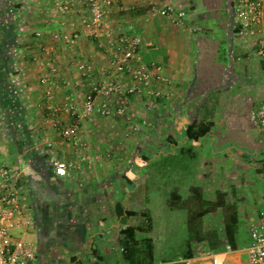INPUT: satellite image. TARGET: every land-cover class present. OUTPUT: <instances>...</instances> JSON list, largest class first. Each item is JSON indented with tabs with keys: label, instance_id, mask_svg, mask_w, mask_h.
<instances>
[{
	"label": "crops",
	"instance_id": "obj_1",
	"mask_svg": "<svg viewBox=\"0 0 264 264\" xmlns=\"http://www.w3.org/2000/svg\"><path fill=\"white\" fill-rule=\"evenodd\" d=\"M58 1H72L71 12L61 14L55 6ZM185 3L184 0H114L107 21L116 33L139 37L143 44L142 61L161 68L164 81H155L153 88L170 97L152 110L167 122L165 141L157 143V149L165 146L168 155H175L177 150L185 151L190 145L188 154L198 157L193 171L191 166L182 170L174 166L170 177L179 183L188 177V197L200 189L203 198L213 202L218 193H223L227 203L237 208L239 229L246 231L250 244V228L264 211V132L250 123L249 115L264 106V81H245L244 73L234 71V35H237L232 15L227 27L229 59H224L219 80L204 75L203 79L210 81H202L197 92L202 72L197 68V60L204 49V39L211 43L212 33L205 29L206 37L197 36L202 32L199 24L203 22H192ZM166 5L186 11L185 27L158 15L157 11ZM85 9L84 0H0V30L13 28L14 41L12 56L0 55V69H7L11 84L3 80L0 85L10 84L17 101L9 116L4 113L0 96V116L12 125L18 120L22 126H18L19 130L26 136L23 141H13L16 158L9 164L18 172V187L32 220L30 228L15 233L16 239L30 243L35 249L36 258L30 264H131L143 257L138 246L133 248L135 255L128 259L126 230L141 225V213L148 214L143 172L146 162L136 152L126 161V147L115 139L123 132L116 121L124 119L93 115L80 120L76 140H66L52 128L49 112L39 110L44 103L37 68L40 60L52 59L58 68L54 81L59 83V89L55 91L53 105L61 104L69 92L81 104L89 92V81L77 71L78 62H86L95 79L110 67L99 40L88 36L82 27V19L88 16ZM74 34L75 42L67 44V38ZM55 35L59 37L57 40ZM251 45L257 55L255 46ZM31 58L35 61L37 81ZM257 58L256 66L263 68L264 61ZM64 81L71 82L72 89L65 90ZM131 101L132 117L139 108L146 109L142 98L134 97ZM20 115L28 117L25 128L17 119ZM59 120L62 127L72 124L66 115H61ZM193 122L211 125L208 134L197 141L186 136V128ZM144 145L142 141L135 147ZM192 148L197 149L195 153ZM53 158L72 163L76 168L69 169L66 176H57L50 163ZM169 190L179 192L176 188ZM213 224L220 227L222 222L211 217L206 228L211 229ZM153 231L152 223L149 232L156 234ZM152 234L145 238L153 244L149 264H155ZM166 234L164 238L171 236ZM155 238L159 239V235ZM247 248L232 249L226 254L224 264H249ZM200 249H196L194 258L179 263L210 264L199 257L210 251L198 252ZM169 263L174 262L159 264Z\"/></svg>",
	"mask_w": 264,
	"mask_h": 264
},
{
	"label": "built area",
	"instance_id": "obj_2",
	"mask_svg": "<svg viewBox=\"0 0 264 264\" xmlns=\"http://www.w3.org/2000/svg\"><path fill=\"white\" fill-rule=\"evenodd\" d=\"M114 0H84L88 16L81 21L88 36L99 40L100 47L109 59V69L102 72L97 79L92 78V68L83 61L77 63V71L81 77L89 81V92L80 104L76 96L69 92L63 102L53 105L55 91L59 83L54 81L58 68L52 59L40 60L37 68L40 71L39 83L44 89V103L39 110H47L51 118V126L66 140H76L79 122L93 115H100L110 120L128 119L132 98L140 97L147 111H152L170 95L153 88L155 81H164L161 68L142 61L140 50L142 40L128 33H116L108 24L107 16ZM233 12V29L239 38H253L257 56L264 61V0H231ZM58 11L66 15L71 12L72 1L55 3ZM159 16L169 19L177 26H186V11L174 5H166L157 11ZM59 37L54 36L57 40ZM77 36L67 38V44L72 45ZM102 40V42H101ZM251 44V42H249ZM65 90L72 89L71 82L64 81ZM66 115L72 124L62 127L59 117ZM250 123L264 132V106L250 112ZM136 131L139 128H135ZM55 175L66 176L69 169H75L72 163L50 159ZM18 172L10 166L0 167V264H30L36 258L34 247L22 240L16 239L15 233L30 228L32 220L28 215V207L18 187ZM250 244L247 248L249 264H264V211L258 222L251 226ZM227 245L217 253L205 252L200 258L210 264H224L226 254L231 252Z\"/></svg>",
	"mask_w": 264,
	"mask_h": 264
},
{
	"label": "rangeland",
	"instance_id": "obj_3",
	"mask_svg": "<svg viewBox=\"0 0 264 264\" xmlns=\"http://www.w3.org/2000/svg\"><path fill=\"white\" fill-rule=\"evenodd\" d=\"M184 2H186L185 4L189 9L192 22L195 24L198 21L203 22L199 24L202 32L198 33L197 36L206 37L205 29L210 30L212 33L211 43L206 38L204 39V49L201 50V54L197 60V68L202 71L198 79L199 84L196 86V91L198 92L202 88V81H210L208 78L203 79V76H211L212 80H214V77L216 80H219L220 70L225 65V60L229 59L227 27L229 26V18L233 15V12L230 0H184ZM253 41V38L247 40L234 35V71L238 74L244 73L243 79L245 81H264V69L261 66H256L259 65V60L253 51V46L249 43H253ZM210 56L212 57L211 59ZM31 62L33 63H30L33 77L37 81L33 58H31ZM207 65L208 69L205 68ZM238 76L241 77V75ZM18 109L16 108V111ZM145 110L139 108L134 112L133 117L116 121L117 124L121 125L123 132L121 131L122 133L115 136V139H118L125 145L124 156L126 157V161L132 158L134 152H136L138 157L148 159L145 161L146 167L143 168V172L146 181L144 189L147 197V211L152 219L153 233L156 232V234L149 232L150 235L152 234L154 240L153 262L155 264L161 262L179 263L185 251V241L189 234L188 220L190 213L189 208L183 205H169L173 193V191L170 193L169 188H176L179 191L178 194L186 202L188 199V183H186L188 182V177L186 176L179 183L175 177H170L169 172L174 166L181 168V170L185 167L190 169L191 166L193 171L195 165L198 164V157L188 154L187 150L191 148L190 145L187 146L185 151L183 149L177 150L175 155H168L165 146L158 147L157 149V143L165 141L167 122L165 118L157 117V112L152 113V111L146 112ZM3 119L0 116V128L3 129L0 130V167L10 166L9 163L15 160L16 154L13 141H23L26 139L25 134L19 130L22 126L18 125V120L12 126H9L10 124L6 122L7 120ZM17 119H20L23 128H25L28 117L25 118L20 115V117L17 116ZM135 128H139V130L136 131ZM142 141H144L145 145L137 149L135 145ZM192 149H194L193 153L197 150L195 148ZM156 152H160V154L155 155ZM149 233L137 234V241L150 237ZM166 233L171 234V236L164 238L167 235ZM157 235H159V239L155 238ZM139 244L141 245V242ZM237 246L240 250L249 246L245 230L239 229ZM144 250H147L145 246ZM204 250L201 247L198 252H203ZM148 260L145 259V263H150Z\"/></svg>",
	"mask_w": 264,
	"mask_h": 264
},
{
	"label": "trees",
	"instance_id": "obj_4",
	"mask_svg": "<svg viewBox=\"0 0 264 264\" xmlns=\"http://www.w3.org/2000/svg\"><path fill=\"white\" fill-rule=\"evenodd\" d=\"M14 8L17 9L18 7L15 6ZM10 26L12 27L14 26V24H11ZM12 29L13 28L0 30V55L7 54L5 58L6 57L8 58L9 56L11 57L13 54L14 48L12 46L14 45V41H13ZM234 33H236L235 30ZM6 72H7L6 68L3 67L2 69H0V81L4 80V82L7 81L9 82ZM10 84L7 83L4 86L0 85L2 92V94L0 93L1 94L0 96L3 102L2 106L4 108V113H6L9 116H11V113L12 111H14V108L16 107L17 104V101L13 94V89L11 88ZM9 126H12V124H10ZM210 128L211 125L208 123L198 124L197 122H193L192 124L187 126L186 136L189 140L197 141L201 137L208 134ZM15 142H17V140ZM147 160H148L147 158H144V161ZM169 205L170 206L183 205L189 208V213H190V218L188 220L189 234L187 235V239L185 241V246H184L185 251L183 253L181 260L187 261L194 258L196 256V249L198 247L199 248L202 247V249L208 250L212 253H217L219 251H222L225 245L231 246L233 250L237 249L238 247L237 241L239 234V214L235 205H231L227 203L225 195L223 193H218L215 201L211 202L203 198L200 189H195L193 195L188 197L187 201L185 202L183 201L182 196H180L177 192L174 191L172 193V200L169 202ZM140 216L143 218V222L141 223V225L137 227L128 228L126 230V237L128 242L127 243L128 259L129 256L133 257V255H135L136 251L133 248L138 246H140L138 247V249L139 250L141 249L140 250L142 251L141 256H143L141 257L142 260H137L136 262H133L131 264H147L145 263L146 262L145 259H150V257H152V252H153V245L151 239H143L141 241H136L137 234L139 233L147 234L152 228V220L149 217V214L141 213ZM211 217L212 218L217 217L219 220H221L222 222L221 226L218 227L217 225L213 224L211 229H207L206 226L207 223H209ZM139 242H141L142 246L139 244ZM144 246L147 249L146 251L144 250ZM140 251L139 253H141ZM169 264H181V263H169Z\"/></svg>",
	"mask_w": 264,
	"mask_h": 264
},
{
	"label": "flooded vegetation",
	"instance_id": "obj_5",
	"mask_svg": "<svg viewBox=\"0 0 264 264\" xmlns=\"http://www.w3.org/2000/svg\"><path fill=\"white\" fill-rule=\"evenodd\" d=\"M231 1V0H230Z\"/></svg>",
	"mask_w": 264,
	"mask_h": 264
}]
</instances>
